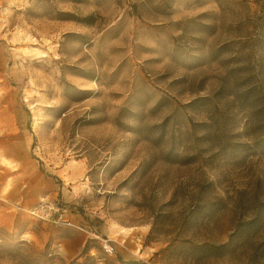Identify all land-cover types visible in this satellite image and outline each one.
Returning <instances> with one entry per match:
<instances>
[{
    "label": "rangeland",
    "instance_id": "rangeland-1",
    "mask_svg": "<svg viewBox=\"0 0 264 264\" xmlns=\"http://www.w3.org/2000/svg\"><path fill=\"white\" fill-rule=\"evenodd\" d=\"M0 264H264V0H0Z\"/></svg>",
    "mask_w": 264,
    "mask_h": 264
},
{
    "label": "built area",
    "instance_id": "built-area-1",
    "mask_svg": "<svg viewBox=\"0 0 264 264\" xmlns=\"http://www.w3.org/2000/svg\"><path fill=\"white\" fill-rule=\"evenodd\" d=\"M102 247L106 252H112L113 248L107 240L102 241Z\"/></svg>",
    "mask_w": 264,
    "mask_h": 264
},
{
    "label": "crops",
    "instance_id": "crops-1",
    "mask_svg": "<svg viewBox=\"0 0 264 264\" xmlns=\"http://www.w3.org/2000/svg\"><path fill=\"white\" fill-rule=\"evenodd\" d=\"M70 239H72V238H68V239L66 238L65 241L70 240ZM81 247H82V244H81L80 248H81ZM65 250H66V251H69V252L71 251L69 248H65Z\"/></svg>",
    "mask_w": 264,
    "mask_h": 264
}]
</instances>
